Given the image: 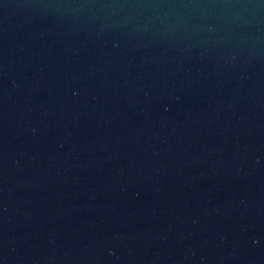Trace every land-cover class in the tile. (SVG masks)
Instances as JSON below:
<instances>
[{
  "label": "water",
  "instance_id": "obj_1",
  "mask_svg": "<svg viewBox=\"0 0 264 264\" xmlns=\"http://www.w3.org/2000/svg\"><path fill=\"white\" fill-rule=\"evenodd\" d=\"M0 264H264V0H0Z\"/></svg>",
  "mask_w": 264,
  "mask_h": 264
}]
</instances>
